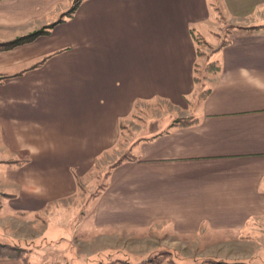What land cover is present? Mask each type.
Here are the masks:
<instances>
[{"label":"crops","instance_id":"0c3cea01","mask_svg":"<svg viewBox=\"0 0 264 264\" xmlns=\"http://www.w3.org/2000/svg\"><path fill=\"white\" fill-rule=\"evenodd\" d=\"M75 1L0 0V42L57 22L0 52V239L45 240L59 250L64 221L72 234L61 250L77 252L70 248L75 233L89 224L96 237L111 232L136 241L116 252L131 258L155 253L142 251L148 239L214 232L228 240L264 220V31L234 32L210 56L221 71L207 78L205 100L198 101L195 83L196 36L213 49L221 44L213 40L223 25L212 5L224 23L248 28L264 26V0H83L58 22ZM159 104L169 125L199 122L146 136L155 137L150 141L126 137L134 116ZM123 145L138 160L115 168L100 195L78 204L82 184L115 163ZM3 214L22 222L12 229ZM23 222L41 233L20 235Z\"/></svg>","mask_w":264,"mask_h":264},{"label":"rangeland","instance_id":"374dc122","mask_svg":"<svg viewBox=\"0 0 264 264\" xmlns=\"http://www.w3.org/2000/svg\"><path fill=\"white\" fill-rule=\"evenodd\" d=\"M212 6H213V10L215 9V7H218L216 6V4H213ZM214 13L215 15H218L217 12L214 11ZM220 17L222 18V20L220 19L219 23L220 25L223 26L219 36L222 35V38L215 37V39H213V40L220 39L221 41H217V43L219 44L223 41V39H226L227 35H230L228 31L229 27H240L237 25H230L228 23H224L223 21L224 17L222 12ZM213 50L214 49L209 47L208 45L199 44L198 54L200 58V62H199L200 65L198 66L200 68L203 69L207 66L206 64L207 58L212 56ZM209 75L210 72L208 73L206 72L205 83ZM199 87L201 92L202 88L201 86ZM206 88L207 86H205V89ZM200 92L198 93V96ZM159 107L161 108L162 105L159 104ZM157 108L158 107L150 105L146 113L136 114L134 116V119L127 124L126 137L131 136L133 138V141H138L139 139L145 138L146 136H150L153 133L161 132L168 129L170 126L169 123L167 121H161L162 120L161 118L163 117L161 112L163 111V109L162 108L157 109ZM141 119L143 121H140ZM129 148H130L129 146L123 145L118 147L119 149L118 151H120L121 154L123 151H125L123 153L124 155L125 153L130 151ZM123 155H121V157ZM112 164L114 163H111L110 165H106L104 163L102 167L98 169V171L96 170L93 174H91L90 177L82 184L80 197L78 198V204L81 205L83 203L85 204L90 198L93 197L94 195L93 192L96 191L97 188H99V186L103 184L105 173ZM3 202L4 200L0 198V205ZM4 206H5V210H7L6 205ZM81 209L79 210V213L82 216L83 212ZM5 210L4 212H6ZM80 214L78 216V219H76L74 223H77V220H82ZM3 215H4L3 217L8 216L6 217V219L4 218L3 221L5 220L6 223L9 224L10 228L15 229V226L17 225V221H20L18 217H15V215H10V214L9 215L3 214ZM44 218H45V214H42V218L41 217L38 218L40 222L43 220L41 225L46 224ZM58 224L60 225L59 227L60 239L57 240L56 248H58L59 250L54 249L53 247H48L47 244H45L44 242L45 240L39 242L36 240H19V241H14V243L12 244H23V245L27 244V247L32 249V252H36V254L32 257L31 264H36V263L46 264L42 262L43 261L42 259L45 258L47 264L48 263L50 264L52 261H59L60 263L64 262L69 264H84L85 262L80 263L78 260L84 259L82 257H85L84 260H86L87 254H90L97 250H101L100 251L101 255L99 257L89 259L86 262V264L107 263L110 260L118 258L116 252L126 253L124 250L120 248H123L125 245L131 247L137 244L135 243L136 241L134 240L129 242L127 241L126 243H124L123 238H121L117 234H112L111 232L105 234L104 236L96 237L92 235L93 233H91L94 231L93 228L89 224H87V226L81 228V231L80 230L77 232L75 231L76 232L75 237L70 245V248H72V250L77 252L69 251L68 249H65L63 251L61 250V248L64 249L68 246L67 240L71 239L72 229L71 227L68 228L65 225L66 223L64 221ZM24 225L26 226L23 227L22 225L17 226L18 229L21 228L19 232L20 235L22 236L33 237L41 233V229H38L40 227L39 225H37V227L31 226L32 224H26V223H24ZM47 225H49V223H47ZM86 227H90V229L87 230ZM42 228H44V225L42 226ZM15 234H19V233H15ZM230 234L232 235V238L233 237L236 238V235H234L233 233ZM230 234L228 236L229 242H226L228 240L225 239V236L220 237L217 233L214 232H203L199 236L185 237V238L173 237L169 235L165 237L162 236L155 237L143 241L141 245L143 252L144 250L146 251L153 250L155 253L156 251L159 252L161 250L171 251L173 254L167 259L168 261H166V264H169L167 263L169 261H173L175 262V264H200L201 260L204 258H216V259L227 260L232 262L233 261L245 262L246 264H264V220L259 221L258 224L257 225L255 224L251 229L249 228V231L246 230L244 233H242V235L238 237L239 239L242 238L244 240L242 242L236 243V240H232ZM0 241L6 243L5 241H3V239H0ZM39 254H41L43 257L40 256V259L38 261H35L36 256ZM78 254L81 258H78L79 257ZM228 255L230 256L227 257ZM141 258L142 257H137L135 254L133 255V257L129 259L132 261H138Z\"/></svg>","mask_w":264,"mask_h":264},{"label":"trees","instance_id":"16d2710c","mask_svg":"<svg viewBox=\"0 0 264 264\" xmlns=\"http://www.w3.org/2000/svg\"><path fill=\"white\" fill-rule=\"evenodd\" d=\"M82 1L83 0H76L74 2L73 6L66 13H64L62 15V17L59 19L58 22L63 21L66 17L72 16ZM214 11L217 12V14L219 16L218 17L219 20L220 19L222 20V18L220 17L221 16L220 9L218 7H215ZM55 24H52L49 27H46L44 29H41V30L36 31L34 33H31V34H28L26 36L16 38L12 41L0 42V52L12 50L18 46L32 42L33 40H35L40 35L47 33L49 31V29L52 28ZM234 30H236V31H234ZM228 31H229L230 35H227L226 39H223L220 46L213 50L212 55L219 52L220 50H222L223 48H225L226 46H228L232 42L234 32H240V31L248 32V33L262 32V31H264V26H252V27H248V28L229 27ZM231 31H234V32H231ZM196 41L198 44H205V43H203V39L198 37V36H196ZM206 64H207V66L205 68L202 69L198 66V67H196V70H195V83L197 85L201 86V88H202V91L200 92V94L198 96V101L205 100L207 98V96L211 93L210 89H208V88L205 89L206 72L207 73L210 72V74H218L221 71L220 63L217 61H211L210 57L207 58ZM198 122H199V120L195 119L193 117L178 118V119H175L170 124L168 129L187 128V127H191V126L198 124ZM154 138L155 137H150L148 139L143 138V139H139V141H142V140H149L150 141V140H153ZM137 160L138 159L135 156H133L131 154V152L125 153L122 157H120L114 164H112L109 167V169L105 173L104 181H106L111 176V173L115 168L121 166L124 162H126V161H137ZM105 187H106L105 182H103V184L100 185L98 190L94 193L93 197H97L98 195H100V193L105 189ZM7 196H9V195H7ZM31 252H32V249L27 247V244L23 245V244L3 243L0 241V260L15 259V260L22 261V263H24V264H30ZM172 254L173 253L171 251L161 250L159 252L144 256L141 259H139L138 261H132L129 258L118 257V258H115L113 260H110L107 263H101V264H166V261H168L167 259L170 256H172ZM167 263L175 264V262H173V261H169ZM200 264H246V263L245 262H235V261L232 262V261L221 260V259H216V258H204L201 260Z\"/></svg>","mask_w":264,"mask_h":264}]
</instances>
